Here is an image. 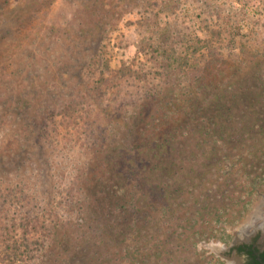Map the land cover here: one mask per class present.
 Returning <instances> with one entry per match:
<instances>
[{"label": "rangeland", "instance_id": "obj_1", "mask_svg": "<svg viewBox=\"0 0 264 264\" xmlns=\"http://www.w3.org/2000/svg\"><path fill=\"white\" fill-rule=\"evenodd\" d=\"M205 24L219 27L220 38L211 36ZM195 36L219 45L234 65L210 86L215 94L210 100L205 94L191 97L192 108L183 103L178 109L183 115L170 129L175 136L167 148L170 153L151 158L153 152L149 155L146 148L125 150L119 141L128 135L145 145L138 127L156 106L144 100L159 87L156 83L141 88L134 81L121 93L112 89L89 97L86 116L95 121L94 136L106 138L107 146L117 143L116 151L108 150L121 152L139 172L137 185L128 182L125 200L134 186L140 201L124 216L116 210L94 213L91 207L84 222L72 217L58 231L65 236L58 241L62 245L47 249L44 262L30 264L227 260L226 245L212 233L207 212L235 204L243 193V182L223 172L224 163H237L233 171L241 168L253 175L264 170V0H0V188L12 192L3 205L10 215L32 211V203L20 207L17 198L22 194L27 199L36 195L47 205L60 197L55 178L66 163L39 141L43 110L88 91L86 77L97 73L95 66L91 71V55L101 53L104 57L98 59L115 67L134 55L139 40L169 49L183 48ZM169 83L167 91L190 92L186 77H171ZM202 124L211 130L204 132ZM162 153L170 170L160 175L155 163ZM77 156L69 154L66 168ZM98 157L103 160V155ZM93 158L91 171L99 164ZM109 170L115 172L112 163ZM259 204L264 209V185L242 220L224 226L230 241ZM122 218L119 230L116 224Z\"/></svg>", "mask_w": 264, "mask_h": 264}, {"label": "trees", "instance_id": "obj_2", "mask_svg": "<svg viewBox=\"0 0 264 264\" xmlns=\"http://www.w3.org/2000/svg\"><path fill=\"white\" fill-rule=\"evenodd\" d=\"M215 12L219 16V12L217 10ZM204 26L210 30L211 36L220 38L222 35L219 27L211 29L208 24ZM204 50L207 51L206 54ZM98 57H104V55L101 53L91 55V64H93L91 71H95V66L97 73L86 77L88 80L85 85L88 89L86 93L70 98L57 108L46 107L43 110L45 121L39 133V141L42 145L49 148L51 153L63 158L67 166L70 160L69 154L78 153L77 158L68 168L62 165L57 173L54 188L60 197L52 199L47 205L41 204L36 195L34 198L27 199L28 194H24L25 196L22 194L17 198L20 199V201L17 200L18 202H22L20 207L25 208L26 204L32 203V211L26 213L20 209L19 214L10 215L9 209H4L3 205L9 198L8 194L12 192L6 194L0 188V264L44 262L42 254L47 249L53 251L55 246L62 245L58 244V241L65 236L63 233L58 234V231L67 228L72 217L76 221L84 222L87 214L92 213L91 207H94V213L98 210L100 213L111 214L116 210L117 215L124 216L132 209V205L140 201L137 195L138 190L134 186L130 197L127 194L129 200H125L128 182L135 181L134 185H137L136 180L140 178L136 167L129 165L121 152L117 151L113 155L108 150L112 148L116 151L117 143L107 146L106 138L98 140L94 136L95 121L91 117L87 119L89 116H86L90 95H105L112 89L121 93L128 86H133L134 81L141 88L156 83L159 87L152 92L151 96L144 98V100L155 102L156 106L149 117L143 121L142 127H138V135L145 138V145H139L136 140H133L134 138L129 140L128 135L119 139L125 144L123 147L125 150L132 147L139 152L146 148L149 155L150 151L153 152L151 157L153 158L161 151L170 153L167 148H170L168 146L175 139L170 129L176 127L174 123L180 121V116L183 114L178 109L183 103H187L184 106L192 108L191 97L197 99L202 94L208 95L206 100H210L215 95L209 92L210 86L218 81L217 79L227 68L234 65V61L222 56L219 45H214L209 38L200 39L198 36L188 40L183 48L176 46L169 49L162 48L146 39L139 40L134 55L120 60L115 67H112L109 60H99ZM171 77L176 81L180 77H186L190 92L167 91ZM200 128L206 133L211 130L203 124ZM163 153L159 162L155 163V169L160 175L170 170V164L162 161L165 155ZM100 155H103L102 161L97 160ZM93 157L99 161V164L91 171ZM111 163L115 171L112 173L109 170ZM139 166L143 170L146 168V165L144 167L141 163ZM223 166V172H230L232 176L243 182L241 186L243 193L235 204L207 212L209 217L206 221L213 226L214 236L225 244H229L231 236L224 226L238 224L251 208L252 200L258 196L259 187L264 185V170L260 175H253L242 171L241 168L233 171L237 163L227 162ZM147 171L155 170L148 167ZM147 173L142 174L147 176ZM143 177L141 175V178ZM19 189V191L22 190ZM123 222V218L120 223L117 222L116 227L118 225L119 230ZM262 256L264 258V253ZM213 261L214 264H222L219 259ZM210 262L211 260L205 264Z\"/></svg>", "mask_w": 264, "mask_h": 264}, {"label": "flooded vegetation", "instance_id": "obj_3", "mask_svg": "<svg viewBox=\"0 0 264 264\" xmlns=\"http://www.w3.org/2000/svg\"><path fill=\"white\" fill-rule=\"evenodd\" d=\"M228 253L223 256L227 259L222 264H264V240L262 232H254L247 238L241 240L232 239L229 244H225ZM229 264V262H228Z\"/></svg>", "mask_w": 264, "mask_h": 264}, {"label": "bare ground", "instance_id": "obj_4", "mask_svg": "<svg viewBox=\"0 0 264 264\" xmlns=\"http://www.w3.org/2000/svg\"><path fill=\"white\" fill-rule=\"evenodd\" d=\"M257 230L262 231V238L264 239V209L262 208V204H259L252 215L249 216L246 222L238 229L237 233L239 236L237 239L247 238L246 236H249L250 233Z\"/></svg>", "mask_w": 264, "mask_h": 264}, {"label": "water", "instance_id": "obj_5", "mask_svg": "<svg viewBox=\"0 0 264 264\" xmlns=\"http://www.w3.org/2000/svg\"><path fill=\"white\" fill-rule=\"evenodd\" d=\"M252 233H253V232H252ZM250 234H251V233H250ZM247 237H249V236H247ZM236 238H237V237H236ZM236 238H235V239H236ZM235 239H234V240H235ZM236 240H241V239H236Z\"/></svg>", "mask_w": 264, "mask_h": 264}]
</instances>
